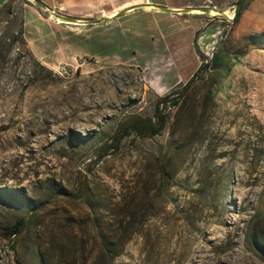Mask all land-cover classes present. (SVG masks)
<instances>
[{
    "label": "rangeland",
    "instance_id": "1",
    "mask_svg": "<svg viewBox=\"0 0 264 264\" xmlns=\"http://www.w3.org/2000/svg\"><path fill=\"white\" fill-rule=\"evenodd\" d=\"M27 1L0 15V224L34 215L24 237L0 235V264H264V0L238 23L240 0L180 12L194 53L88 58L70 76L31 55ZM164 98L159 136L118 134Z\"/></svg>",
    "mask_w": 264,
    "mask_h": 264
},
{
    "label": "crops",
    "instance_id": "2",
    "mask_svg": "<svg viewBox=\"0 0 264 264\" xmlns=\"http://www.w3.org/2000/svg\"><path fill=\"white\" fill-rule=\"evenodd\" d=\"M10 0H0V10ZM49 11L74 19H107L99 24L59 23L31 0L24 7V39L33 58L56 70L83 69L86 59L122 65L144 58H177L184 43L194 53L193 26L181 11L206 0H37ZM148 4L164 8L147 9ZM113 17H110L114 15ZM26 19V20H25ZM31 25L35 29L30 28ZM84 25V26H83ZM186 26V28H184ZM48 28L44 34L43 28ZM101 68V67H100Z\"/></svg>",
    "mask_w": 264,
    "mask_h": 264
},
{
    "label": "trees",
    "instance_id": "3",
    "mask_svg": "<svg viewBox=\"0 0 264 264\" xmlns=\"http://www.w3.org/2000/svg\"><path fill=\"white\" fill-rule=\"evenodd\" d=\"M245 2L246 0L243 1L240 0L237 4V8L235 10L236 13L235 19H234L235 23H238L242 18V15L245 10ZM12 3L13 0H10L8 4H6L0 10V15L4 10L11 8ZM212 62L217 64L218 59L213 58ZM204 67L206 68L207 66ZM193 81L194 78H191L188 81L186 88L190 87ZM168 102H169L168 98L159 100V102H157L155 106L154 116L151 118H144L140 116L129 117L128 120L120 124L118 134L120 132H122V136L123 135L129 136L132 134L134 135L135 139L137 138L154 139L155 137L159 136L166 129L168 122V117L162 114L160 107L161 105H165ZM172 103L176 105L177 100L174 99ZM105 148L106 149L116 148V143L113 145H107ZM157 162L164 183H166V185H169L170 181L173 179V175L168 171L166 165L160 158L157 159ZM82 192L85 193V188L83 189V187H82ZM22 212L23 213H21L18 216L14 224H0V235H3L9 240L25 236V233L29 227L30 221L34 213L33 212L29 213V211L25 212V210H23Z\"/></svg>",
    "mask_w": 264,
    "mask_h": 264
},
{
    "label": "water",
    "instance_id": "4",
    "mask_svg": "<svg viewBox=\"0 0 264 264\" xmlns=\"http://www.w3.org/2000/svg\"><path fill=\"white\" fill-rule=\"evenodd\" d=\"M35 5H38L42 8V10L48 12L51 14V16L57 18V19H61L63 22H67V23H70V22H73V21H78V22H82V23H92V24H99L101 22H105L107 19H98V20H90V19H81V20H74V19H71V18H68V17H65V16H62L56 12H51L48 10V8H46L41 2H38L37 0H31ZM243 1V0H241ZM155 8L159 9V10H164V11H169V10H165L164 8H161V7H156L154 6ZM202 9V8H200ZM169 12H173V11H169ZM181 12H185V11H181Z\"/></svg>",
    "mask_w": 264,
    "mask_h": 264
},
{
    "label": "bare ground",
    "instance_id": "5",
    "mask_svg": "<svg viewBox=\"0 0 264 264\" xmlns=\"http://www.w3.org/2000/svg\"><path fill=\"white\" fill-rule=\"evenodd\" d=\"M147 9H157V8H155L153 5L148 4ZM191 10H192L191 13H193V14H208L211 17L212 16H218V15H224V16H226L230 20L234 19V14L232 12H230V11H223V13H222V11L219 12L217 10V8L214 9V8H210V7H204V8L202 7V9H191ZM113 16H115V14L112 15V16H110V17H113ZM57 21L59 23H61V24L64 23L61 19H57Z\"/></svg>",
    "mask_w": 264,
    "mask_h": 264
},
{
    "label": "built area",
    "instance_id": "6",
    "mask_svg": "<svg viewBox=\"0 0 264 264\" xmlns=\"http://www.w3.org/2000/svg\"><path fill=\"white\" fill-rule=\"evenodd\" d=\"M57 74L60 76H70L72 71L65 65L59 67L57 70H55Z\"/></svg>",
    "mask_w": 264,
    "mask_h": 264
}]
</instances>
